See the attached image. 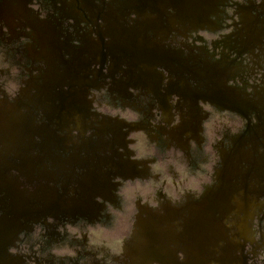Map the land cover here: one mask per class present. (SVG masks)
<instances>
[{
    "label": "rangeland",
    "instance_id": "374dc122",
    "mask_svg": "<svg viewBox=\"0 0 264 264\" xmlns=\"http://www.w3.org/2000/svg\"><path fill=\"white\" fill-rule=\"evenodd\" d=\"M0 158V264H264V0H0Z\"/></svg>",
    "mask_w": 264,
    "mask_h": 264
},
{
    "label": "flooded vegetation",
    "instance_id": "af4514ba",
    "mask_svg": "<svg viewBox=\"0 0 264 264\" xmlns=\"http://www.w3.org/2000/svg\"><path fill=\"white\" fill-rule=\"evenodd\" d=\"M2 158V157H1ZM1 158H0V160H1ZM210 198H212V197H210ZM192 227H193V223H191V222H189V221H187L186 222V229L188 228V229H192ZM220 227V226H219ZM246 229H247V226L246 225H243V231H246ZM207 230H212V227H210V228H207ZM208 234H210V233H208ZM217 234V233H216ZM215 234V235H216ZM211 236H213V234H211ZM175 237H177V233L176 234H174V236H173V238H175ZM190 245H191V243H190ZM138 246V245H137ZM146 250V247H140L139 248V246L138 247H134V252H135V254H139V255H141L142 257H144L143 259H142V262H145V261H148V260H150V259H152V256H147V251H145ZM139 251V252H138ZM148 264V263H147Z\"/></svg>",
    "mask_w": 264,
    "mask_h": 264
}]
</instances>
